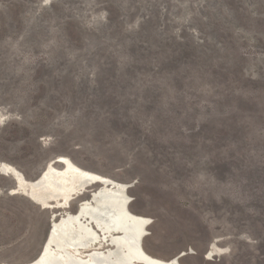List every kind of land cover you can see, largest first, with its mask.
<instances>
[{
  "label": "rangeland",
  "instance_id": "374dc122",
  "mask_svg": "<svg viewBox=\"0 0 264 264\" xmlns=\"http://www.w3.org/2000/svg\"><path fill=\"white\" fill-rule=\"evenodd\" d=\"M59 156L132 184L152 255L264 264V0H0V163ZM0 172V264H23L51 208Z\"/></svg>",
  "mask_w": 264,
  "mask_h": 264
},
{
  "label": "bare ground",
  "instance_id": "6f19581e",
  "mask_svg": "<svg viewBox=\"0 0 264 264\" xmlns=\"http://www.w3.org/2000/svg\"><path fill=\"white\" fill-rule=\"evenodd\" d=\"M57 160L63 164L61 168L54 165L55 160L49 161L32 180L0 163V170L16 180L11 194H22L43 208L63 210L48 219L39 251L23 264H179L185 251L164 259L144 247L151 219L131 209L127 189L132 184L87 170L66 156ZM74 201L76 211H65ZM213 254L211 247L207 257Z\"/></svg>",
  "mask_w": 264,
  "mask_h": 264
},
{
  "label": "water",
  "instance_id": "95a60500",
  "mask_svg": "<svg viewBox=\"0 0 264 264\" xmlns=\"http://www.w3.org/2000/svg\"><path fill=\"white\" fill-rule=\"evenodd\" d=\"M14 185H16L14 182L7 183V184L2 186V190H7V188L12 187ZM71 211H73V212L76 211V208L74 207L73 209H71ZM44 212L46 214L47 219L51 220L53 217L61 215L63 213V210H62V208H51V209L46 210Z\"/></svg>",
  "mask_w": 264,
  "mask_h": 264
}]
</instances>
